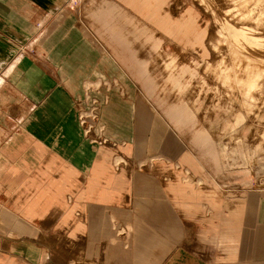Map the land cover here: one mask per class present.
Masks as SVG:
<instances>
[{
	"label": "crops",
	"instance_id": "0c3cea01",
	"mask_svg": "<svg viewBox=\"0 0 264 264\" xmlns=\"http://www.w3.org/2000/svg\"><path fill=\"white\" fill-rule=\"evenodd\" d=\"M84 1L0 0V264H264V191L225 163L217 172L206 132L181 135L117 86ZM121 1L177 36L193 29L166 0ZM90 13L121 57L128 32L159 52L162 40L142 39L145 26L116 2ZM185 65L165 60L173 87ZM88 95L101 101L107 142L80 123ZM192 112L172 105L168 115L182 127Z\"/></svg>",
	"mask_w": 264,
	"mask_h": 264
},
{
	"label": "rangeland",
	"instance_id": "374dc122",
	"mask_svg": "<svg viewBox=\"0 0 264 264\" xmlns=\"http://www.w3.org/2000/svg\"><path fill=\"white\" fill-rule=\"evenodd\" d=\"M105 1L87 0L89 12L83 11L84 19L92 20L90 9ZM108 1L129 10L135 23L145 26L142 39L162 40L159 52H151L149 41L142 43L125 31L130 50L121 57L111 32L104 26L101 32L88 21L89 37L101 42L104 54L119 66L117 86L121 90L128 86L170 125L185 131L181 135L206 132L201 141L214 146L205 149L209 157H215L217 172L219 163H225L222 168L227 171L247 173L249 189L264 191V0H166L171 19L192 23L193 29L182 36L168 32L121 0ZM166 59L187 64L177 71L178 76L183 74L174 87L166 80ZM139 64L154 80L151 88L140 77ZM83 104L77 102V108L84 109ZM172 105L192 109L193 122L177 126L168 115Z\"/></svg>",
	"mask_w": 264,
	"mask_h": 264
},
{
	"label": "built area",
	"instance_id": "2783aa9c",
	"mask_svg": "<svg viewBox=\"0 0 264 264\" xmlns=\"http://www.w3.org/2000/svg\"><path fill=\"white\" fill-rule=\"evenodd\" d=\"M83 102L81 99L78 102L84 103V109L79 110V120L82 124L86 133H91L95 126L98 125L99 122V110L101 107V101L97 97H91L88 95ZM90 103V104H89ZM88 106V107H87ZM105 126L104 124L98 125V135L97 140L100 142L109 141L107 136L104 137Z\"/></svg>",
	"mask_w": 264,
	"mask_h": 264
},
{
	"label": "bare ground",
	"instance_id": "6f19581e",
	"mask_svg": "<svg viewBox=\"0 0 264 264\" xmlns=\"http://www.w3.org/2000/svg\"><path fill=\"white\" fill-rule=\"evenodd\" d=\"M119 162H120V161H119ZM119 162H118V163H119ZM118 163H117V164H118Z\"/></svg>",
	"mask_w": 264,
	"mask_h": 264
}]
</instances>
